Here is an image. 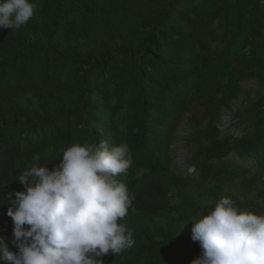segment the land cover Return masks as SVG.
Segmentation results:
<instances>
[{
  "label": "trees",
  "instance_id": "trees-1",
  "mask_svg": "<svg viewBox=\"0 0 264 264\" xmlns=\"http://www.w3.org/2000/svg\"><path fill=\"white\" fill-rule=\"evenodd\" d=\"M32 2L25 26L0 28V236L9 250L7 194L24 190L25 169L51 170L75 143H127L132 154L115 179L135 197L122 221L135 242L104 264H191L201 255L192 221L222 197L264 212V172L222 161L264 150V0ZM250 79L261 90L236 114L242 134L222 135L221 116ZM188 114L197 175L172 159Z\"/></svg>",
  "mask_w": 264,
  "mask_h": 264
},
{
  "label": "clouds",
  "instance_id": "clouds-1",
  "mask_svg": "<svg viewBox=\"0 0 264 264\" xmlns=\"http://www.w3.org/2000/svg\"><path fill=\"white\" fill-rule=\"evenodd\" d=\"M32 0H0V28L19 30L33 17ZM39 160V156L33 157ZM132 163L130 146L107 141L68 146L51 170L33 164L19 176L23 191L9 192L13 222L9 250L0 236V260L8 264H104L134 244L122 223L135 211L134 195L115 177ZM191 239L201 255L191 264H264V212L241 209L229 197L192 221Z\"/></svg>",
  "mask_w": 264,
  "mask_h": 264
},
{
  "label": "rangeland",
  "instance_id": "rangeland-1",
  "mask_svg": "<svg viewBox=\"0 0 264 264\" xmlns=\"http://www.w3.org/2000/svg\"><path fill=\"white\" fill-rule=\"evenodd\" d=\"M247 93L242 94V96L235 100L232 106L226 109L219 121V126L222 135L233 134L239 136L242 134L240 127L237 125L236 114L245 109L251 99L255 98L258 91L261 90L260 84L255 79H250L242 84ZM198 112H201L202 108H197ZM191 120L190 114L186 115L184 121L177 127L176 133L174 135V142L172 145V159L174 169L182 173H187L194 169V165L190 162L191 160V145L188 143L190 136L194 131V128L190 125ZM264 159V150L257 152L252 156L247 158H240L236 153H231L229 156L223 158L222 161L230 164L232 166L238 167L240 169L252 171V172H264L261 166V161ZM221 163V162H220ZM195 172V171H194ZM193 172V173H194ZM196 175L198 173H195ZM237 178L236 180H240ZM230 188H237L234 183L228 184Z\"/></svg>",
  "mask_w": 264,
  "mask_h": 264
},
{
  "label": "built area",
  "instance_id": "built-area-1",
  "mask_svg": "<svg viewBox=\"0 0 264 264\" xmlns=\"http://www.w3.org/2000/svg\"><path fill=\"white\" fill-rule=\"evenodd\" d=\"M196 172V170H195V168L194 169H192L191 171H190V174H195V172ZM194 172V173H193ZM189 173V172H188Z\"/></svg>",
  "mask_w": 264,
  "mask_h": 264
}]
</instances>
